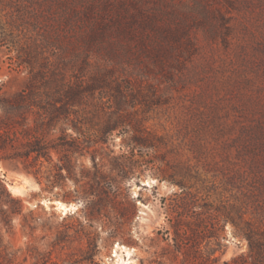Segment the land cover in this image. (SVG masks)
I'll return each mask as SVG.
<instances>
[{
    "label": "rangeland",
    "instance_id": "374dc122",
    "mask_svg": "<svg viewBox=\"0 0 264 264\" xmlns=\"http://www.w3.org/2000/svg\"><path fill=\"white\" fill-rule=\"evenodd\" d=\"M169 1L166 20L185 26L197 53L158 74L136 69L122 83L157 103L126 104L125 122L109 135L97 131L70 170L55 150L32 168L37 174L23 159L0 161V252L14 253L13 264H224L249 256L250 231L264 230V0ZM15 55L0 46L5 95L29 78ZM103 109L96 121L110 116ZM25 116L19 129L35 125L36 113ZM51 127L49 140L74 132L63 118ZM25 180L29 190L15 193L10 185ZM58 201L76 209L61 212Z\"/></svg>",
    "mask_w": 264,
    "mask_h": 264
},
{
    "label": "trees",
    "instance_id": "16d2710c",
    "mask_svg": "<svg viewBox=\"0 0 264 264\" xmlns=\"http://www.w3.org/2000/svg\"><path fill=\"white\" fill-rule=\"evenodd\" d=\"M169 2L0 0V46L15 50L16 62L29 73L19 91L11 95L0 91L6 120L0 125V161L23 159L25 168L37 174L39 168H32L41 157L51 159L55 150L70 170L72 157L83 154L93 137L99 136L97 131L109 135L125 122L126 104L157 103V98L140 99L139 91L122 83L130 84L136 69L143 77L158 74L180 57L190 60L197 53L185 26L166 20ZM103 106L110 116L96 121ZM27 112L37 114L35 125L19 129L24 123L17 117ZM61 118L76 134L62 132L49 140L46 129ZM95 125H99L96 131ZM20 133L29 135L26 142H19ZM0 186L4 185L0 182ZM234 210L244 213L242 206ZM249 239V256L241 254L224 264H264V230H251ZM14 256L5 248L0 264H13Z\"/></svg>",
    "mask_w": 264,
    "mask_h": 264
},
{
    "label": "bare ground",
    "instance_id": "6f19581e",
    "mask_svg": "<svg viewBox=\"0 0 264 264\" xmlns=\"http://www.w3.org/2000/svg\"><path fill=\"white\" fill-rule=\"evenodd\" d=\"M12 190L17 194H23L25 191L29 190V187H31V183L29 180H25L21 183H15L14 185H10ZM57 206L61 212L69 213L71 211H74L76 209L75 204H67L63 201H58Z\"/></svg>",
    "mask_w": 264,
    "mask_h": 264
}]
</instances>
